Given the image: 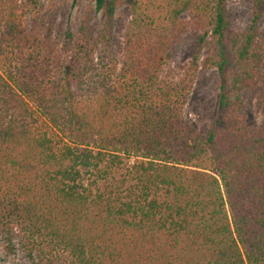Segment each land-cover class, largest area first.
<instances>
[{"label":"trees","instance_id":"1","mask_svg":"<svg viewBox=\"0 0 264 264\" xmlns=\"http://www.w3.org/2000/svg\"><path fill=\"white\" fill-rule=\"evenodd\" d=\"M61 1L0 0V234L33 264H264V123L242 98L264 101L262 0L231 48L227 0H91L76 30ZM204 51L220 98L198 127Z\"/></svg>","mask_w":264,"mask_h":264},{"label":"rangeland","instance_id":"2","mask_svg":"<svg viewBox=\"0 0 264 264\" xmlns=\"http://www.w3.org/2000/svg\"><path fill=\"white\" fill-rule=\"evenodd\" d=\"M44 8H47L48 0H41ZM91 0H62L59 4L58 25L70 24L73 30L79 25V20ZM254 0H227L229 14V26L227 31L228 47L233 46L234 38L246 31L252 21ZM263 16L259 25L257 43L262 46L264 57V0H262ZM131 17L130 7L121 5L115 14V26L113 35V51L119 60L123 57L124 34ZM101 17L98 18L100 22ZM197 51V37L194 33L186 34L181 43L173 52V61L176 65H187ZM206 51L202 53L199 62L198 74L193 92L184 109V116L198 127L210 123L219 108L220 79L216 69H208L203 65ZM264 63V58H263ZM264 75V71H263ZM257 86H249L242 93L244 113L252 125L264 123V101L260 99ZM0 264H33L26 252L18 244V238L13 237L12 242L0 234Z\"/></svg>","mask_w":264,"mask_h":264}]
</instances>
